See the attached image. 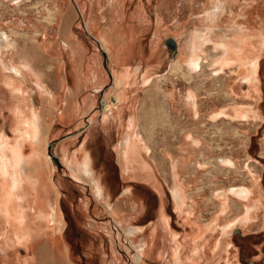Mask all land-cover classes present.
Instances as JSON below:
<instances>
[{
    "label": "rangeland",
    "instance_id": "1",
    "mask_svg": "<svg viewBox=\"0 0 264 264\" xmlns=\"http://www.w3.org/2000/svg\"><path fill=\"white\" fill-rule=\"evenodd\" d=\"M12 1L16 2L0 0V30L12 32L21 26L19 37L12 33L22 44L29 36L53 44V53L46 51L39 58L38 69L55 100L51 110L39 90L31 96L27 75H11L0 61V264H26L30 257L36 264H137L135 245L147 250L146 264H174L180 253L186 264H264V0H226L219 17L214 14L218 0H69L72 9L66 17L58 0ZM93 22L111 26L118 42L113 54V47L109 45V52L102 46L100 31L90 27ZM70 27L85 51L64 43L62 48L54 46ZM206 31L213 33L204 46L206 54L215 52L216 41L227 35L231 49L241 43L246 49L242 65L207 64L205 72L191 80L181 70L157 80L159 74L169 72L178 55V63L186 64L179 42ZM170 37L177 42L172 57L165 43ZM218 65L223 68L215 79L209 72ZM98 68L105 78L95 81ZM194 87L199 93V121L180 106L183 95ZM222 90H231L239 105L247 108L249 121L240 117L245 121L233 125L218 121L219 127H213L210 109L231 99L224 98ZM252 92L260 97L258 102ZM19 105L23 122L17 120ZM37 110L45 115V159L31 138L24 152L36 154L37 170L31 179L45 180V188L40 182L38 186L40 196L48 197L50 226L43 232L55 244L28 248L14 233L24 199L15 198L11 178L5 174L6 166L13 168L17 160H10L5 170L2 160L16 153L20 137L28 136L25 127ZM149 112L156 121L145 120ZM187 127L197 130L202 141L192 142L197 159L206 144L201 162L228 155L235 164L222 162V170L213 172V165L203 164L192 177L187 176L190 161L180 164L177 182L183 210L172 194L169 157L178 155L184 142L182 128ZM146 129H152L149 135ZM128 134L132 144L126 157L123 142ZM148 137L150 149L143 146L142 138ZM85 152L92 155L97 176L109 188L110 204L97 195L87 174L72 172L71 156L77 155L82 163ZM148 164L150 169L142 167L140 175H130L132 166ZM232 188H241V193ZM222 189H227V199L216 194ZM131 196H138L140 205ZM142 201L145 207L140 212ZM109 206L119 215L131 213L132 221H120ZM235 216L232 229L224 231L223 225ZM132 224L137 229L129 234L126 230Z\"/></svg>",
    "mask_w": 264,
    "mask_h": 264
},
{
    "label": "bare ground",
    "instance_id": "2",
    "mask_svg": "<svg viewBox=\"0 0 264 264\" xmlns=\"http://www.w3.org/2000/svg\"><path fill=\"white\" fill-rule=\"evenodd\" d=\"M58 2L60 4L61 11H64L66 13L65 14V17H66V15L69 14V12H67V11L69 9H72L71 8L72 6H69V0H58ZM225 7H226V0H218L216 2V4L214 5V9H215L214 14L216 15V17L220 16V14L223 12ZM82 10H83V8H82ZM69 11H71V10H69ZM98 23L99 22H96V23L93 22L90 24V27L92 29L94 28V29H98L100 31V33H101L100 34L101 35L100 42H101L102 46L105 49H107L109 52H111L108 48L109 45H110V47H113L112 52H111L113 54L116 51L118 42L116 41L115 37L113 36V31L111 29V26L107 25L108 26L107 27L105 25L106 27H101V25H97ZM237 25H239V24H237ZM19 27H21V26H19ZM19 27H17L16 29L14 28L15 31L12 29L15 32V34L17 35V37H19L18 35L20 34V30H19L20 28ZM34 27L38 28V26H34ZM31 31H33V30H31ZM235 31H238V30L235 28ZM12 32H9L7 30H0V61H3L4 68L7 71L12 72L11 75H14V74L17 76H20L23 74L27 75V81H28V83L30 85V89H31V93H30L31 96H32L33 91L38 92V90H39L41 95H43L44 97L47 98V100H48L47 102H50L51 110L54 109V108H52L51 102L53 100H55V95H53V93L51 92V89L45 84V74H43V72L41 70L39 71V69H38L39 68L38 67L39 58H41L43 55H45L46 51L53 53V49H55V48H53V44H51V45L45 44V43H47L45 41H43L42 43H39L36 38L31 37V36H29L28 39H26V37H24L23 40H26V42L22 44L20 42V40H17V39H15V37H13L14 34ZM207 33H208L207 31L203 34L202 33H194L184 43L180 44V42H179V48H180L179 50H181V53L185 54L186 64L183 66V65H180L178 63V60H179V57H178L179 55H178L171 62L169 72L159 74L157 76V80H163L166 78L168 79L169 76L171 75L170 73L178 72L177 70H181L183 73L181 75H184V77L186 79L191 80L196 74L202 75L205 72L204 67L207 66V64L214 65L215 63H221V62H223V63L234 62L237 64V67H240L242 65V61H243L242 57L245 55L244 50H246V49H244L242 43L237 44L238 46L235 48V50H233L229 47V42H227L228 39H226L228 36L226 35L225 38H223L222 40H220L218 42L216 41V43L214 44L213 49L215 52L211 51L209 54H206L204 52V46H205L207 41H210L213 39V37H211V35L213 34L212 31H210V35ZM198 39H200L201 41H198ZM63 43L65 45H67L68 48L75 49V51H77L76 49H79V48H80V50H83V51L86 50L85 46L83 47V44H81L80 41H78V39L75 37L74 33L71 31V27L69 29H64V33H63L62 37L58 40V42L54 46L58 45V46H61V48H62ZM5 55H8V56H5ZM246 55H247V53H246ZM8 57H11L14 60L13 63L7 61ZM47 57H51V55H47ZM56 57H58V55ZM58 58H60V57H58ZM207 59H208V62L205 63L204 60H207ZM14 62H15V64H14ZM221 68H223V67H221L219 65L213 66V68H211V70L209 72V75L216 79L218 77L217 75H218L219 71L221 70ZM84 77L85 76L81 75L82 80L85 79ZM93 77H94L95 81L96 80H102L105 78L103 71L99 68L94 71ZM5 81H6V79H5ZM33 82L35 83L36 86L33 85ZM6 83H7V81H6ZM11 83H12V81L9 82L10 85H11ZM18 84H17V86H18ZM13 86H15V85H13ZM17 88H20V87H17ZM197 91H198L197 87L189 89L183 95L180 106L184 107V109H186L189 112V116L191 117V119L199 121V119L201 118V113H200L201 109H200L199 93ZM221 92H226L225 94L223 93L224 98L230 97L231 99L226 100V102L224 104H222L220 107H218L217 109H215V108L210 109V113L208 114V117L210 119H212L211 124L213 125V127H216V128L219 127L216 124V123H218V121H224V122L229 123L230 125H233V123H236L238 121H240V122H243L245 120L249 121L247 108H245L244 105H239L240 103L234 97L233 92L231 90L230 91L222 90ZM221 92H220V95H221ZM255 92L256 93L260 92L259 88L257 86L255 88ZM255 92H252V93L255 95ZM258 98H260V97L258 95H255L256 102H258ZM118 101H120V98ZM54 104H53V107H54ZM68 107H72V109H74L75 105H73V103H69ZM18 109L19 110H18V112H16V114H18L17 117L19 119L17 117L16 118H17V120L22 121L21 113L23 112V110L21 109V105L18 106ZM252 109L254 110V108H252ZM44 116H45L44 113L40 110L33 111V116H32V118L29 119L28 126L25 127L26 128L25 131H26V134H28V136L20 137L19 143L17 144L18 146H17L16 153L12 156H7V157L3 158V160H2V166H4V170H5V165H7V163L10 162V160L11 161L14 159L17 160V164H15L13 166V168H8L6 166V169H8V170L5 171V174L9 175V177L11 178V183H12V187H11L12 189L11 190H12L13 194L16 193L15 198L22 197L24 199V202L22 204L23 210L21 211L20 214H17L18 218H17V222L15 224L16 229L14 230V233L17 236V238L19 239V241L21 243H23L24 245H26V247H28V248H35L36 246H38L40 244H42V245L47 244V243H48V245L49 244H55L52 242L53 238H52V240H49V239L47 240L45 238L46 233L44 234V232H43L44 228L50 226L49 211L47 210V207H46L48 197H46V198L44 196L41 197L39 194L40 188H38L39 182L42 184L41 189L45 188V184H46L45 180L42 176H41V179L40 178H36V180L31 179L32 173L37 170V167L35 164L36 163V161H35L36 154H34V153L33 154H26L24 152V149H25L24 144L27 141V138H31L33 141H35L37 143V145L39 146L38 152L45 159V157H44L45 145H44V137H43V130L44 129L42 127ZM145 117H146L145 120H148V119L153 120V121L157 120V118L155 116H152V113H150V112H149V114L145 115ZM240 117H243V119H245V120L240 119ZM236 118H238V119L235 120ZM131 119L133 122L134 117H132ZM133 124L135 125V121L133 122ZM142 127H143V129H145L144 125L141 126V128ZM146 131L149 135V133L152 131V129H150V130L146 129ZM182 131L184 132V136H183L184 142H182L181 145L178 147V155L174 156V157L173 156L169 157V161H170L171 177L173 180L172 183L170 184V185H172L171 186L172 187V194H173L174 198L176 199L177 203L179 204L180 208H182L184 210L185 209V207L183 208L184 198L182 196L181 187L177 182L178 167L180 164L187 163L186 161H188V160L190 161V163H189L190 164L189 165L190 171L187 173V176L192 177L194 175L193 172L195 173L196 170L198 171L200 167H203V164L213 165V167L211 168V171L213 172L216 170H222L221 167H224L223 166L224 164L227 166V165H233L235 163H234V160L232 158H230V156H228V155L219 156L218 157L219 161H217L218 160V158H217V159H215V162H213L211 159H208L206 157L207 159L204 158V160L201 162V158L205 157L204 156L205 155L204 148H206L208 146L206 144H203L204 148H203L202 152L200 153L201 158L197 159V153L198 152L196 151L195 153H193L192 142L197 143V144H199V142H202V141H200L201 139L199 138V133L197 132V130H195L193 128H189V127L185 128V129L182 128ZM137 135H139V133ZM149 139H151V138L148 137L147 140L142 138V140L145 144L143 146H148L147 141ZM188 139H190L191 141H189ZM130 144H132V136L130 134H128L125 137L124 142H123L124 155L126 157L129 154L128 148L130 147L129 146ZM148 148L150 149L149 146H148ZM135 149H136V147H135ZM127 150H128V152H127ZM192 160H194L193 163H191ZM46 164L49 167H51L50 162H47ZM80 164H81L83 170L81 169ZM70 167H71L72 172L74 174L75 173L79 174L82 171L84 172V175L87 174V176L90 177L91 181L93 182V188L96 191L97 195L101 199L105 200L106 204L111 203L110 202L111 194L109 192V188L107 187L106 183H104L102 180H100L101 177L99 178L98 177L99 175L94 170V167L92 165V155L90 153L85 152V159L82 163H80V160L77 159V155L71 156ZM142 167H143V169H150L149 164L147 166H144V165L138 166V168L132 166V171L134 172V174H130V175H132V176L140 175V172H141L140 168H142ZM130 171H131V167H130ZM21 183H22V186H20ZM231 190L234 192H237V193H241L242 189L241 188L240 189L232 188ZM254 191H255V189H254ZM9 192H10V190L8 191V193ZM216 194L224 196L227 199L228 191H227V189H222L221 191L218 190L216 192ZM212 195H214V193ZM137 197L131 196V199L137 200L138 199ZM211 197L213 198V196H211ZM140 200L141 199H138L139 205H140V203H139ZM16 204H18V202L14 201L13 205L16 206ZM144 204H145L144 202L141 203V207H139V205H138V208H137L138 211L142 212L143 208L145 207ZM109 207H111V209L114 213H117V215H119L117 212V209L115 207H113V206H109ZM15 208H17V207H15ZM246 214H247V218H250V215H251L250 211ZM119 216H120L119 220L122 222H124L126 220H129V222H131L132 221L131 219L133 218L131 213H128V215L122 214ZM236 218L237 217L235 216L231 220H228L223 225V230L229 231L230 229H232L233 225L236 223L235 222L237 220ZM32 220L36 225L29 224V222L31 223ZM130 227H131V229L126 230V231H128L129 234H133L134 232H136L137 228H135V226L133 224ZM56 245L58 246V244H56ZM134 247L136 249L135 260L137 261V264H146L144 262V256L145 255L148 256L146 254L147 250H145V248L139 249V247L137 245H135ZM26 260H27L26 264H36L34 261V257L27 258ZM174 264H186L181 253L177 255V261Z\"/></svg>",
    "mask_w": 264,
    "mask_h": 264
},
{
    "label": "water",
    "instance_id": "3",
    "mask_svg": "<svg viewBox=\"0 0 264 264\" xmlns=\"http://www.w3.org/2000/svg\"><path fill=\"white\" fill-rule=\"evenodd\" d=\"M165 43L171 52L169 57L174 56L177 53V42H176V40L173 37H170L165 41Z\"/></svg>",
    "mask_w": 264,
    "mask_h": 264
},
{
    "label": "crops",
    "instance_id": "4",
    "mask_svg": "<svg viewBox=\"0 0 264 264\" xmlns=\"http://www.w3.org/2000/svg\"><path fill=\"white\" fill-rule=\"evenodd\" d=\"M16 2L18 1V3L20 2V1H22V0H15ZM16 2H14V1H12V3L14 4V3H16ZM59 3V2H58ZM17 4V3H16ZM21 23H17L16 25H20ZM23 26H24V24H23ZM129 179H131V178H129ZM132 192V191H131Z\"/></svg>",
    "mask_w": 264,
    "mask_h": 264
}]
</instances>
